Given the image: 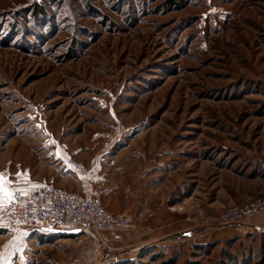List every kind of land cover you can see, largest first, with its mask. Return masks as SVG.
<instances>
[{
  "label": "rangeland",
  "instance_id": "374dc122",
  "mask_svg": "<svg viewBox=\"0 0 264 264\" xmlns=\"http://www.w3.org/2000/svg\"><path fill=\"white\" fill-rule=\"evenodd\" d=\"M263 163L264 0H0V176L182 223L2 228L0 264H264V226L218 220Z\"/></svg>",
  "mask_w": 264,
  "mask_h": 264
},
{
  "label": "built area",
  "instance_id": "2783aa9c",
  "mask_svg": "<svg viewBox=\"0 0 264 264\" xmlns=\"http://www.w3.org/2000/svg\"><path fill=\"white\" fill-rule=\"evenodd\" d=\"M73 165L81 169L77 162ZM25 186L24 183L14 185L11 198L0 206V228L79 229L102 236L103 231L117 230L132 223L125 212L105 207L97 194L85 196L50 183L31 189H24ZM261 213H264V195H257L244 203L226 207L218 220L223 224H238Z\"/></svg>",
  "mask_w": 264,
  "mask_h": 264
},
{
  "label": "crops",
  "instance_id": "0c3cea01",
  "mask_svg": "<svg viewBox=\"0 0 264 264\" xmlns=\"http://www.w3.org/2000/svg\"><path fill=\"white\" fill-rule=\"evenodd\" d=\"M84 175V180L89 179L92 176H88V174L84 171H81ZM50 182H56L55 184H63L64 182L62 180H59L56 177H49ZM88 181V180H86ZM61 182V183H60ZM89 182V181H88ZM18 184H26L24 189H31L32 187L36 185H41L42 182L36 181V179H23V180H17V181H10L6 178L0 179V206L3 205L5 202H7L11 196L12 192L15 189L14 185ZM61 186V185H60ZM78 192L91 195V193H96L97 190H94L93 186L90 184L88 185L87 182L82 183V185L77 189ZM77 192V191H76ZM102 200L104 205H107L110 209L115 211H124L128 216H133L135 214L140 213L142 218L144 219L143 223H141V227L144 229V235L148 239H154V238H162L167 235H173L178 232V229L182 227L178 223V219L176 217V213L169 211L167 209L159 208L158 205H155L154 203L152 205H149L148 203L145 204L140 199H132L130 201L129 206L125 205L123 203L122 198L118 200H110L107 197L102 196ZM247 201V200H245ZM244 201V202H245ZM150 212V213H149ZM147 215L151 216L150 218L147 217ZM168 216L170 218V221H163L164 218ZM258 225V226H264V213L256 215L252 219V223ZM39 231V230H38ZM37 232V230H36Z\"/></svg>",
  "mask_w": 264,
  "mask_h": 264
},
{
  "label": "snow or ice",
  "instance_id": "6c2138e0",
  "mask_svg": "<svg viewBox=\"0 0 264 264\" xmlns=\"http://www.w3.org/2000/svg\"><path fill=\"white\" fill-rule=\"evenodd\" d=\"M0 179H3V177H2V176H0Z\"/></svg>",
  "mask_w": 264,
  "mask_h": 264
},
{
  "label": "trees",
  "instance_id": "16d2710c",
  "mask_svg": "<svg viewBox=\"0 0 264 264\" xmlns=\"http://www.w3.org/2000/svg\"><path fill=\"white\" fill-rule=\"evenodd\" d=\"M5 228V227H4ZM0 229H2V228H0ZM3 230V229H2Z\"/></svg>",
  "mask_w": 264,
  "mask_h": 264
}]
</instances>
